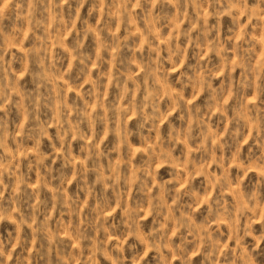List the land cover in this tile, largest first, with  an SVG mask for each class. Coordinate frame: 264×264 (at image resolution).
Segmentation results:
<instances>
[{"label":"clouds","instance_id":"9594fccd","mask_svg":"<svg viewBox=\"0 0 264 264\" xmlns=\"http://www.w3.org/2000/svg\"><path fill=\"white\" fill-rule=\"evenodd\" d=\"M89 2L8 0L4 5L5 10L15 7L22 12L27 8L25 19L28 31L33 37V44L39 45V50L33 47L29 51L35 53L37 58L47 51L51 29L60 45L71 53V63L67 71L61 73L56 64L62 65L65 57L54 55L51 65L45 63L46 56L39 59L41 71L38 74V87L33 93L21 95L15 87L11 66L5 59L8 52L0 50V113H3L0 116V224L10 220L16 225L15 234L9 231L7 239L0 233V264H73L77 256L79 264H86L84 255L89 248V260L93 262L98 256H103L110 264H141L146 260L147 253L142 256L135 244H128L129 239L147 242L149 250L157 253L156 264H175L176 261L179 264H193L190 252L193 257L197 254L203 256L202 264H235L229 255L230 249L219 258L216 255L219 242L224 238L219 225L226 223L232 229V239L242 242L245 236L253 234V221L264 206V107L257 105L245 113L229 115L232 106L225 102V98L236 100L242 91L253 85L252 62L258 50L256 35L264 30V0H253L252 3L250 0H91L89 18L77 28L79 14ZM97 11L99 20L93 24L91 18ZM224 16L232 22V27L226 33L223 32ZM5 18L0 14V37L6 35L3 25ZM245 19L247 24H244ZM212 20L216 22L210 23ZM254 22L255 32L252 31ZM185 24L188 27H184ZM120 28L129 35L133 29L137 34H142L143 44L149 53H167L166 56L158 54L155 57L149 54L146 58L144 49H138L140 55L136 58V64L140 68V75L134 83L131 78L125 79V73L117 68L124 47V41L118 35ZM168 29H171L170 34ZM66 31L72 37L68 44L63 41ZM90 36L96 44L94 53L85 50V42ZM13 39L19 42V29L13 34ZM183 44L192 50L196 61L194 64L189 63ZM208 53H216L222 57V62H214ZM107 63L112 64L110 74L104 68ZM166 64L171 66L172 72H179L175 82L178 88L172 84ZM230 65L233 72L236 68L241 69L239 79L227 74ZM90 68L95 71V76L89 71ZM53 71L61 79L71 81L74 89L79 90L76 101L66 109L64 85H57L61 116L54 123L59 130V148L55 144L56 138L48 134V122L44 119V109L52 107L51 99L40 92L45 79ZM126 71L135 69L129 64ZM214 74H223L219 86H214ZM85 76L87 79L84 83L90 85L87 89L82 88L79 82ZM105 80L109 88L118 90L111 100L104 95ZM189 87L193 89L192 103L186 100L184 94ZM256 87L259 89V84ZM197 92L202 96L207 94L203 104L195 103ZM13 94L20 95V99L14 102ZM165 97L167 107L162 103ZM93 102L95 108L90 112ZM13 107L21 110L23 126L9 127L15 123L9 119ZM177 112L184 113L180 117L181 123L191 116L186 130L178 128L176 122L171 120V116ZM215 114H218L216 120L213 119ZM133 118L135 128L131 126ZM225 120L227 127L224 126ZM165 122L170 125L166 133L162 127L157 128V125ZM146 125H151L147 128V139H151L153 132H159V138L155 149H148V159L143 165L134 167L129 177L124 169L129 163L127 150L130 139L135 136L143 142ZM249 126L254 135H250ZM73 129L76 139L86 142L81 149L80 160L86 170L76 167L71 178L62 172L56 177L59 184L52 188V210L56 211L57 206L63 205L73 217H80L79 222H73L69 233L76 248L66 251L70 244L60 239L61 227L57 226L52 235L48 225L39 220L40 216L46 214L47 204L37 198L39 188L29 191L26 174L17 167L16 151L26 140L35 139L39 158L30 161L29 171L45 167V160L49 157L40 153L39 147L40 138L47 135L52 142L53 155L56 159L63 158L66 168L74 159L67 147ZM101 133L105 140L109 135H115L117 146L109 147L100 142L98 137ZM246 136L255 141L254 145H250L247 159L243 158L240 146ZM9 141L13 144H9ZM181 144L189 148L187 166L183 163L182 155H174ZM252 149L259 150L260 154L255 155ZM114 152L119 153L115 169L112 167ZM229 153H234L238 166L235 175L227 168ZM24 155L27 157L26 151ZM209 158L216 165L215 172L207 170ZM120 161H123V165ZM193 161L195 165L203 163V169L197 171ZM157 162L173 169L170 172L173 178L166 185L159 180L155 186L151 184L152 169ZM177 165L181 169L178 173L174 170ZM249 167L258 172V182L248 177ZM53 171L52 167H47V172L41 173V187L45 183H52L51 180L46 181L45 176H52ZM185 171L188 173L187 184L183 190H177L176 185L183 184ZM89 173L96 176L92 182L89 181ZM197 176H206V187L203 183L195 185ZM12 178H16L15 186L11 183ZM78 179L82 181L80 191L89 200L98 202L94 210L86 202L88 211L82 212L78 194L65 198L64 184ZM246 179L248 184H245ZM97 184L105 186L102 193L95 191ZM134 185H139L145 195L135 203L129 199L125 207L126 197H130L128 189ZM150 188L154 190L149 196ZM109 190L112 195H109ZM225 190L232 194L235 203L223 195ZM201 204L206 207H201ZM117 209L124 212L120 219L111 215ZM105 212L109 213V217L104 215ZM141 217L151 218L147 232L144 231L145 224L141 223ZM198 217L203 218L202 223H198ZM213 224L216 228H213ZM45 236L46 245L43 242ZM260 239L264 240V236ZM177 240L179 243H176ZM125 246L131 251V258L125 255ZM46 248L51 253H58L61 259L54 260ZM245 261L248 264L247 254Z\"/></svg>","mask_w":264,"mask_h":264},{"label":"rangeland","instance_id":"374dc122","mask_svg":"<svg viewBox=\"0 0 264 264\" xmlns=\"http://www.w3.org/2000/svg\"><path fill=\"white\" fill-rule=\"evenodd\" d=\"M253 0H250V3H252ZM8 3V0H0V14H3L6 18L3 20L4 25V32L5 36L0 37V50H7L8 54L5 56V59L9 62L11 66V71L14 74V81H15V87L17 89V92L21 95L33 93L37 87L39 80V73L41 71V66L39 63V59H44L46 56L45 63L47 65L53 64V56H60L65 57L63 64H56V68L61 71V73L67 71V66L69 63H71V53L67 50H65L64 47L60 45L58 42V39L55 36V33L50 29V32L52 33L49 36V39L47 41V51L43 53L39 58H37L36 54L29 51V49H32L33 47H36L37 50H39V45L33 44V37L31 33L28 31V22L25 19L27 16V8L21 12L18 8L15 7H9L7 10H5L4 5ZM165 10H168L165 8ZM91 11V0L89 4H86L82 11L80 12V21L76 22V27H81V23L83 20L89 18V13ZM190 11H192L190 9ZM99 20V11L94 13L91 18V23H96ZM215 20L210 21V23H215ZM223 23V32L226 33L228 28L232 27V22L229 17L224 16L222 18ZM244 24H247V20H244ZM255 22L253 24L252 31L255 32ZM184 27H188L187 24L184 25ZM19 29V42H17L15 39H13V34ZM167 32L170 34L171 29H168ZM118 35L122 38L124 41V47L121 49L120 57L121 59L117 63V68L125 73L124 78L129 79L131 78L132 82H135V79L140 75V68L136 64V58L140 55V52L138 49L143 48L144 49V56L147 58L149 54L152 57H155L156 55H167L166 52L164 53H156L152 52L149 53V50L147 47L143 44V35L137 34L135 29H133L131 35H129L123 28H120ZM215 35V33H214ZM168 36H165V39H167ZM72 37L68 34L66 31L63 36L64 44H68L71 42ZM256 39L258 41L257 43V52L255 54V58L252 62V68H253V75H252V81L253 85L251 88L247 89L246 91H242L236 100L225 98V102L232 106L231 112L229 115H238L241 113L247 112L249 108H252L253 106H260L264 107V30H261L259 34L256 35ZM160 41L158 40L157 43ZM183 43V42H182ZM14 45V46H11ZM183 46L186 48V54L189 57V63L194 64L195 57L190 48H187L186 44H183ZM95 41L93 37H89V39L85 42V50L88 52L95 51ZM213 59L214 62H222V57L218 56L216 53H208ZM14 57L16 59H14ZM235 63V56H233V64ZM131 64L132 67L135 69V71H126L127 66ZM169 69V74L171 77V82L173 85H175L177 88L179 85H176V79L179 76V72H172L170 65H165ZM104 68L107 73H111L113 71L112 64L107 63L104 65ZM89 71L92 73L93 76L96 75L95 71L91 68ZM183 71V69H181ZM229 76H235L237 79H239L241 74V69L236 68L235 72L232 71V66L230 65L228 68ZM257 76H259V79H257ZM214 86H219L223 81V74H214ZM87 77L85 76L82 80H80V84L82 88L87 89L90 87V85L85 84L84 80H86ZM6 82V81H5ZM58 84L64 85V91L63 96L65 98V108L68 109L69 106L76 101L79 90L74 89L73 84L71 81L67 79H61L60 76L56 75V72L53 71L50 73V75L45 79L43 87L40 88V92L42 95L47 96L51 99L52 107L51 108H45L44 109V119L48 122L47 132L52 137L56 138L55 144L56 147L59 148L61 141L59 139L58 135V128L55 126L54 122H58L59 118L61 116V106L60 101L57 99V93H58ZM259 84V89H257L256 85ZM129 87H132V84H129ZM105 97H107L109 100L113 99L117 93L118 90L115 88H109L108 87V81L105 80V87L103 89ZM192 91L193 89L191 87L185 89L184 94L186 97V100L189 103H192ZM135 91H133V98H135ZM162 95H163V89H162ZM20 99V95L13 94V100L14 102ZM207 99V94L205 93L203 96L197 92V99L195 103L197 104H203L205 100ZM165 107H167V98L165 97L162 101ZM95 108V102H93L92 106L89 108V111L91 112ZM215 113V109L213 110ZM184 113L177 112L171 116V120L176 122L178 128L183 127L185 130L188 127V122L191 120V116H188V120L181 123L180 117ZM69 115H71L70 109H69ZM0 116H3V113H0ZM218 114H215L213 116V119H217ZM9 119L15 123L10 124L9 127H15L16 125L23 126L24 124V116L21 113V110L19 108L13 107L10 110ZM74 119V117H73ZM90 123V122H89ZM88 125H84L83 127H87ZM131 126L135 128V119H132ZM224 126L227 127L228 123L227 120H225ZM151 125H146V131H145V137L143 139V142H141V139L138 137L133 136L130 139L129 149L127 150L129 155V163L126 167V170L129 177H131V173L134 167H139L144 164V162L148 159V149L153 148L155 149V145L159 138V132H153L151 133V139H147L148 132L147 128H150ZM163 128L165 133L167 132L170 125L165 122L161 125H157V128ZM104 131H107V125L104 126ZM249 133L250 135H254L251 133V128L249 126ZM41 139V146L39 147V152L47 155L49 158L45 160V167L43 168H33L31 171H29L30 168V161H33L35 159H38L39 157L36 155L37 151V144L35 139L26 140L22 146L19 147V149L16 151V158L19 162L17 164L18 169L26 174V178L29 182V191H31L33 188H39V193L37 198L44 200L47 204V212L46 214L39 217V220L48 225L50 229V234H55V229L57 226L61 227V231L59 233L60 239L68 242L70 244V247L65 249L66 251H71L72 249L76 248L75 242L71 240L70 238V229L73 224V222H79L80 217L77 215L75 217L72 216L71 212L64 208L63 205H59L56 208V211H53V192L52 188L59 184V179H56V177H59L61 173L63 172L65 175H67L69 178H71V175L74 173L76 167H84L86 170L85 165L80 164L81 160V149L86 143L83 140L76 139V131L73 129L71 137L67 140V147L71 150L72 156L74 159H72L67 167L65 168V161L63 158L56 159V156L53 155L54 149L52 146V142L49 140L48 136L45 135L40 138ZM98 140L100 142H104L109 147H116L117 146V138L115 135H109L107 140H105V136L103 133H101L98 137ZM245 141H247L245 143ZM9 144H13L12 141H9ZM255 141L254 139H249L247 136L244 137L241 140V148L243 149L242 156L243 158L247 159L249 152H250V145H254ZM15 146V145H13ZM103 146V145H102ZM163 150V146L161 148ZM255 152V155H259L260 152L257 149H252ZM2 151V150H0ZM27 152V157H25L24 152ZM219 155H223V153H216ZM214 154V155H216ZM174 155H182L183 156V163L185 166L189 164V148H186L183 144L179 146V151L177 153H174ZM228 164L227 168L233 175H235L238 171V166L234 157V153L228 154ZM197 159L199 157H196ZM55 161V163H54ZM119 161V153L114 152L112 154V167L115 169V166L117 165V162ZM106 164L107 161H104ZM120 163L123 165V161H120ZM208 163V171L209 172H215L216 171V165H213L211 163V158L207 161ZM194 166L196 167V170L199 171L203 169L204 164L201 163L199 165H195V162L193 161ZM47 167H52L54 169L52 176H45V180H51L52 183L48 184L45 183L43 187H41L40 183V176L41 173L47 172ZM177 173L181 170L179 165L174 169ZM173 169L165 164L161 166L159 162L153 167L152 172V179L151 184L153 186L156 185L157 181L159 180L162 184H167L169 180H171L173 177L170 175V172H172ZM243 175V173H241ZM248 177L252 180L258 182L259 175L258 172L255 169H252L249 167L248 169ZM96 179L95 174L89 173V181L92 182ZM177 180H179V177H176ZM188 181V173L185 171L184 177H183V184L178 183L176 185L177 190H183V187L187 184ZM11 183L13 186L16 184V178H12ZM203 183V185L207 186V178L206 176H197L195 177V185L200 186ZM249 181L246 179L245 184H248ZM64 191H65V198L67 196H73L75 197L77 194L80 197V210L82 212H87L88 209L85 208V203L91 205L92 209L94 210L97 207L98 202L95 199L89 200L88 196L83 192L80 191L82 187V181L76 180L73 181L71 184H64ZM233 188H235V185H233ZM105 190V186L103 184H97L95 186V191L98 193H102ZM154 188H150L148 190V195L150 196ZM128 192L130 193V197H126V205L127 202L130 199L132 203H135L138 198L143 197L145 193L141 191L139 185H134L128 189ZM7 195V194H6ZM109 195H112L111 191L109 190ZM162 195V192H161ZM229 200H232L233 203H235L233 196L231 193H229L227 190L223 193ZM201 201H203V195H201ZM201 207H206L205 205L201 204ZM104 215L106 217H109V213L105 212ZM112 216H115L117 219H120L124 216V212L120 209H117L115 212L111 213ZM49 217L51 219H49ZM264 206H262L259 210V215L255 218L253 221V228L254 232L252 235H247L244 237L242 242H238L236 240L232 239V229L226 224L221 223L219 225L220 231L224 234V238L221 242H219V246L217 248L216 255L217 257H221V254L230 249L229 255L234 259L235 264H246L245 261V254H247V262L248 264H264V240L260 239L261 236H264ZM203 218L198 217V223H202ZM151 218L150 217H141V223L145 224L144 231H148V225L151 224ZM246 224L247 221H244ZM213 228H216V225L213 224ZM174 230V229H173ZM11 231L13 234H15L16 231V225L12 223L10 220H5L2 224H0V233L3 234L5 239H7L8 232ZM103 235V234H102ZM169 236L171 238V233H169ZM45 245L47 244V236H45V239L43 241ZM87 244V242H85ZM176 243H179V240L176 241ZM128 244L136 245V250L143 256L144 253H147V258L145 261H142L141 264H156V256L157 253L155 251H150L147 242L140 243L138 240L135 239H129ZM39 247V244L37 245ZM60 247H64L61 245ZM198 247V245H197ZM46 251H49L51 253L50 249H45ZM208 249H205L207 251ZM239 253V254H238ZM53 255L54 260H59L61 257L58 255V253H51ZM25 255L27 256L28 253L26 252ZM125 255L131 258V251L127 249V246H125ZM190 257L193 258V264H202V261L204 259L203 256L197 254L193 257L192 253H189ZM91 256V250L89 248L88 251L85 252L84 260L86 261V264H110L109 260H106L103 256H98L95 260V262L90 261L89 257ZM73 264H79V256H77L73 260ZM175 264H179V261H176Z\"/></svg>","mask_w":264,"mask_h":264}]
</instances>
